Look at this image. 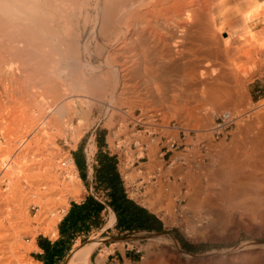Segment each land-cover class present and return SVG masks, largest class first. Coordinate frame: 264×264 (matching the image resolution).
Listing matches in <instances>:
<instances>
[{
	"label": "rangeland",
	"instance_id": "1",
	"mask_svg": "<svg viewBox=\"0 0 264 264\" xmlns=\"http://www.w3.org/2000/svg\"><path fill=\"white\" fill-rule=\"evenodd\" d=\"M16 1L20 2V0H0V66L4 63L5 66L13 67V72H16L15 74L19 77V80L24 82L29 90L21 89L20 91L16 81H10L0 76V232L4 235L8 232H12V228H17L16 230L21 232V238L25 244L29 243L34 238L35 245L26 251L24 248L20 249L10 247L9 245H2L0 247V258H3V261L7 262L13 258L14 254L21 253L25 255H23L26 260L24 264H44L38 256V254L43 253V249L40 248L38 244L39 237H47L52 242H56L61 237L59 229L60 223L68 213L72 202H82L87 195H93L104 207L99 212L95 213V217L90 220L85 229L76 232L72 237L60 243L62 246V255L54 264H68L77 248L86 246L95 241H98V244L94 248L88 264H127V262L129 264L134 261L139 262L143 253H146L149 249L154 250L156 249L155 247H158L157 236L164 238L165 242L162 241V244H165L167 240H171L176 244L178 242L183 250L189 253L201 254L205 259L207 258L208 261L211 258L218 259L222 257L224 255L222 252L223 249H228L230 247L234 248L248 236V239H251L253 234L239 225L237 222L238 216L231 217L233 223L230 221L231 224L230 222L227 224L225 217L219 216L217 210L230 207L231 205H234L231 207L234 210H236V205L237 208L241 210L242 205L245 203L255 206H263L264 204V193L259 197L260 199L256 197L253 198V193H247V195L240 194L239 196L237 195V197L233 196L229 198L225 196L227 191L231 189V184H235L234 186L237 188L239 186V188H246L249 190L257 187V183L249 177L251 174L255 173V169L251 168L253 165L250 167L248 162L250 161L252 163L254 159L260 161L264 165V157L262 156H258L260 158L257 156H237L236 151H229L233 147L237 148L236 144L239 138L242 137L247 141L246 143L249 144L250 147L253 135L257 134L259 131L264 132V121L258 117V115L264 116V113H260L261 110L264 111V65H262L261 59L255 55L247 60L246 63L244 62V72H248L245 76V79L247 78L245 83L247 87L244 85L243 90L235 93V97L233 96L231 102H228L226 106L217 107L207 104L196 107L193 104H187L190 110H182L178 105H174L172 96L170 99H163L161 101L163 104L155 101L153 96H149V93H147L145 85L140 86V92L142 94L144 93L143 96H145L147 100H151L150 102L152 104L149 106H144L136 102L137 104L131 108L130 103L127 102L128 98L125 97V99L122 100L123 103L117 107L111 105L110 100H103L104 103L99 96L87 94L88 99L82 96L83 100L97 105L91 115L90 122L87 123L85 118L78 115L69 126L65 127V132L62 135L51 138V131L49 132L48 130L46 131L47 134L45 135V139H43L45 142L40 140L34 142L30 148H27L22 137L24 134L29 135L30 132L28 131H30V128L28 124H31L32 117H37L38 114L43 113L38 116L39 122H37L39 126H42L40 122L42 118H48L51 114L55 113V110L52 112L49 111L45 100L42 98L43 95H40L34 88L30 87L32 80L29 79L28 74L35 71L34 69L36 68L34 67L37 66V60L41 63H38V65L40 64V67H44L46 62L44 59L47 58L48 52L53 50L56 53V63H58V60L62 61L57 64L60 70L67 72L69 70L67 64H69L71 65L69 67L76 73L80 74L82 71L87 73L86 75L89 77L90 82L94 84L100 82L98 78L101 80L99 76L102 73L109 70L111 71L109 67H104L102 65L106 60L108 49L110 48L109 51H111L112 47L108 46L107 49V36L100 32L103 23L102 7L105 0H99L101 2L99 8L96 4L97 0H81L80 3H76L77 10L74 9L75 15L74 10L68 8V10L70 9L72 11L68 12L67 10L69 15L66 17V20L69 19L70 22L72 21L71 23L69 20L67 22L65 20L64 23L62 22L61 15L65 12L63 15L64 19L65 15H67V8L64 10V8L61 7L62 3L59 5L58 2L55 5L56 8L60 6L61 9L58 10L55 8L54 15L48 13L49 11L44 7L43 1L42 4L39 0H24L25 2L20 3L22 7L21 5L20 7L16 6V3H18ZM17 5H19V3ZM56 10L63 14L59 13V15ZM98 15L99 22L97 30L99 38L97 39L96 33L94 38L93 27ZM59 17L61 19L60 21L58 19ZM33 18L37 21H34ZM5 21L8 24H6ZM9 21L11 22L9 23ZM13 25L14 27L17 26V28H13ZM67 25H70V29ZM262 25H264L263 18L260 19L259 25L256 26L254 30L258 31L262 29ZM109 30L111 31V28ZM20 31L23 32L21 33ZM110 31L107 30V33H110ZM219 36L224 39L227 33L224 31L222 33L220 32ZM11 38L13 39L11 40ZM35 39L36 41H34ZM38 45L40 47H38ZM88 45L91 48L90 51L87 50ZM257 50L258 49L254 52ZM44 56L46 58H44ZM91 56L92 64H89L87 60L91 59ZM43 62L44 64H42ZM10 64L12 66H10ZM210 69H213L212 66H210ZM111 76L112 85L115 86L117 81L116 78H114V73H112ZM177 78L178 65H175V67L170 65L164 69V73L158 81L161 82L162 88L166 91L168 89L169 91ZM115 81L116 83H114ZM10 89H12V91ZM78 90L79 88L76 87L74 92L69 95H64V100L62 99L61 103L72 98L79 99V93L83 92ZM22 91H25V93ZM61 92L63 93V91ZM111 96L110 94L109 97L111 98ZM174 98L176 102H181L182 96L178 94V96ZM115 99L119 100L118 96L114 94L113 100L116 101ZM38 101L40 106L38 105ZM82 109L86 111L88 107L84 106ZM224 110H232L236 114L246 113V116L243 120L240 119L236 126L229 131L231 134L228 138L223 136L222 138L220 137L221 140L219 142H216L215 140L218 138H216L212 132L204 130L210 129L218 114ZM112 114L114 115L112 116ZM254 114H256V117ZM81 118L82 121H80ZM121 121H124V124H121ZM138 121L141 122L138 123ZM142 122L146 124H142ZM260 122L262 123L261 125H259ZM173 124H179L189 128L196 127L198 129L195 134L187 133L185 142L187 144H192V148H187V151H183L181 148L176 149L169 145L172 141H170L169 137H172V139L179 138L178 130L166 127L169 125L172 126ZM149 126H152V128ZM203 137L207 138L209 141L208 153L205 154L199 162L187 160L186 164L182 163L178 156H191L192 152L198 154V144ZM263 140L264 138L260 140L261 143ZM135 143L137 145H135ZM150 144H156V154L154 156L145 154L143 155L145 157H140L143 150L144 152L149 150L151 147ZM101 146L103 150L119 156V171L123 175L126 172L129 173L127 184L143 178L146 183L144 184V188L136 192L129 190L128 196L138 204L157 214L164 224L163 230H124L117 226V220L114 221L113 219V215L116 212L110 205L109 190L101 186L96 174L99 164L97 156L101 150ZM76 153H83L84 156H86V161L89 160L87 161L89 167L84 171V178L79 166L75 165V170L73 169L75 171V180H70L66 162L69 163V160L72 159V156H76ZM169 156H171L170 159H168ZM206 157H208L207 160H205ZM227 161L230 162L228 167L226 166L227 163H229ZM246 163L248 166L246 165L244 167ZM196 165L197 167H195ZM242 166L246 168V170L243 171L244 168ZM240 169L242 171H240ZM258 170H256V172L264 177V169H260V172ZM30 171L33 172L30 173ZM5 172H8L7 175ZM44 172H46V174ZM49 173L55 175L53 178L55 181H46L50 185H42L41 189L43 192H48L47 187L51 185L57 186L58 188L54 192L49 193V197L52 196L53 200L51 204V206H53L52 209L54 213L59 216L56 231L47 235L43 233H36L34 235L32 231L27 229V226H29L28 221L38 212V191H36L37 189L35 190L36 186L34 184L39 180L45 182L44 176L49 175ZM237 178L239 181H237ZM70 181L79 188V194L76 196L72 195L71 192L67 190V185ZM59 184L63 185L60 187ZM140 184L141 186L143 185L142 183ZM98 186H100V189H98ZM151 186H154L156 190H158L157 188L162 189L165 194L170 191L172 192V198L174 199L173 214H166L164 209L157 212L148 206V200L151 198L148 190ZM261 187L264 188V182ZM217 193L219 194L217 195ZM189 194L192 195V197H196L197 202L201 198L199 203V205H201L198 206L199 208H183V205L189 202ZM209 195L212 196V200ZM60 197H64L65 202H59L61 199ZM205 198H207V200ZM166 202L167 201L164 200L163 203ZM222 202H224L226 206L223 207L224 203ZM217 203L220 205L218 204L217 206ZM239 210H237V213L240 212ZM54 213H52L51 216H53ZM247 217L246 215L245 218ZM233 219H236V221ZM221 230L224 231L221 232ZM226 231H228L229 234ZM236 231L238 233H236ZM201 232H203L202 235ZM219 232L224 236L226 234L228 237L231 236L232 239L227 236L224 237ZM225 232L226 234H224ZM230 232L236 234L237 237ZM199 233L200 235L198 236L197 234ZM205 235L208 237H205ZM219 236L222 238H219ZM184 242L190 245L191 247L189 248L191 249L186 247ZM217 250H219V252ZM230 253L231 255H235L236 252Z\"/></svg>",
	"mask_w": 264,
	"mask_h": 264
},
{
	"label": "bare ground",
	"instance_id": "2",
	"mask_svg": "<svg viewBox=\"0 0 264 264\" xmlns=\"http://www.w3.org/2000/svg\"><path fill=\"white\" fill-rule=\"evenodd\" d=\"M40 1L41 3L42 1L44 2L45 5L44 7H46L47 11H49L48 12L49 14L51 13L54 14L56 8L55 5L58 2L59 5L62 3L61 7H63L64 10L67 8L66 9L67 12L68 8H71L72 10L76 9V3L78 2L80 3L81 0H39V2ZM16 2L19 3V5H17L18 3H16V6L20 7L21 5L20 3H23L25 1L20 0V2L19 1ZM100 3L101 2L97 0L96 4L98 8L100 7ZM61 7L57 6L56 9L59 10L61 9ZM58 10L56 11L58 12ZM72 10L69 9L68 12ZM68 12L67 15H65V19L63 16L65 12L64 14L58 12V14L59 13L63 14L61 15V19L63 23L65 22L66 17L69 15ZM74 15H75V10H74ZM102 15H103V23L100 28L101 29L100 32L107 36V49L108 46H111L112 50L109 51L110 48L108 49L106 60L103 62L102 65L104 67H109L111 71L109 70L105 73H102L99 76L101 77V80H99L98 78V81H100L99 83L92 84V82H90L89 77H87L86 75L87 73H85L84 71H82L80 74L76 73L75 71H73V69L69 67L71 66L69 64H67L69 68L67 72L64 70H60L57 64L62 61L58 60L57 61L58 63H56L55 61L56 53L53 50L48 52L47 58L44 56V58H46L44 59L46 60L44 67H40L41 63L38 62L39 60H37V64H36L37 66L34 67L36 68L34 69L35 71L31 73L27 71L29 73L28 74L29 79L32 80V84L31 86L30 85L29 86L34 88V90L40 93V95L41 94L43 95L42 98L45 100L49 111L52 112L53 110H55V113L51 114L48 118L46 117L42 118V120L40 121L42 123L41 124L42 126H39V123L37 124V122H39L38 116L43 113L39 112L40 114H38L37 116L38 119L37 117H32L31 124H28L30 128L29 129L30 131L28 132L30 133L29 135L24 134L22 137V140L26 144L27 148H30V146L34 142H38L40 140L45 139V135L47 134L46 131L48 130L49 132L51 131V138H54L55 136L58 135H62L65 132V127L69 126L70 123L73 122L78 115H80V117L85 118L87 123L90 122L91 115L95 110V107H97V105H95V103H90L88 101L83 100L82 96L88 99L87 94H94L96 96H99L102 102H104L105 100L106 101L110 100L111 101L110 104L117 107L121 105V103H123L122 100L125 99V97L128 98L127 102L130 103L131 108H133L138 102L144 106L145 105L149 106L152 104L150 102L151 100H147L146 97L143 96L144 93L142 94L140 92L141 90L140 86L145 85L147 88V93H149V96H153V99H155V101H158V103L160 104L161 103L163 104V102H161L163 99H170V97L172 96L173 97L172 102L174 103V105H178L179 108L182 110H190L187 107V104H193L196 107L207 104L221 107V106H226L228 102H231V100L233 99L232 97L233 96L235 97L234 95L235 93L239 92L240 90H243V87L247 79V78L245 79V76L248 73L247 71H246L247 73L244 72V64L246 63L247 60L257 55L261 59L262 65H264V25H262L263 26L262 29H259L258 31L254 30V28L259 25L260 19L263 18L264 20V0L263 1L261 0H105L102 7ZM58 19L59 21L61 20L60 17ZM68 20H66V22ZM11 21H9V23ZM34 21L37 20L34 19ZM98 22H99V15L96 21L94 22V27H93L94 38L96 33L97 39L99 38L98 30H97ZM67 26L70 29L69 27L70 25ZM7 28L9 27L7 26ZM13 28H17V26L14 27L13 25ZM110 28L111 31L109 30ZM71 29L73 30L72 27ZM107 30L110 31V33L108 32L109 34L107 33ZM223 31L227 33V36L226 37L224 36L225 37L224 39L221 38L222 37L221 35H220L221 37L219 36L220 32L222 33ZM20 32L22 33L23 31ZM12 39L13 38H11V40ZM34 41H36V39ZM38 47L40 46L38 45ZM90 49L91 48L88 45L87 50L90 51ZM256 49L258 50L254 52ZM87 62L89 64H92L91 63L92 56L91 59L87 60ZM38 63L40 64L38 65ZM42 64H44V62ZM170 65L172 67L178 65V78L172 84V88L169 91L168 89L166 91L164 88H162L161 82L158 80L162 77L164 73V69L169 67ZM10 66L12 65L10 64ZM210 66H212L213 68L212 70L210 69ZM12 69L14 68L5 66L4 63L3 65L1 64L0 76L10 81H16V83H18L17 85L20 88V91L21 89L29 90L28 86H26L24 82L19 80V77H17V75L15 74L16 72H13L14 70ZM112 73H114V78H116L117 81V83L116 81L114 82L116 83L115 86L112 85L113 83L111 76ZM2 82L5 83L4 81ZM76 87L83 92V93H79L80 96L78 97L79 99L72 98V99H68L67 101L65 100L66 102L61 103L63 96L69 95L72 92H74ZM10 90L12 91V89ZM61 91H63V93ZM23 93H25V91ZM110 94L112 95L111 98L109 97ZM114 94L115 96H118L119 100L116 99H115L116 101L113 100ZM178 94L182 96L181 102H176L174 100L175 99L174 97L178 96ZM38 105L40 106V103ZM84 106L88 107L86 111H83L82 109V107ZM260 113H264V111L261 110ZM113 115L114 114H112V116ZM254 115L256 117V114ZM258 117L262 121H264V116L258 115ZM80 121H82V118L80 119ZM121 124H124V121H121ZM261 124L262 123L260 122L259 125ZM149 127L152 128V126ZM193 129L198 130L196 127ZM204 131H208V130H204ZM260 134H258V136H261L263 138L264 134L263 133H262L263 135ZM43 141L45 142V140ZM150 145L151 147L149 148V150L147 152H144L143 150L140 156H143L145 154H147L148 156H154L156 154V144H150ZM186 145H187L186 149L181 148V150L187 151V148L193 147L192 144L190 143L188 144L186 143ZM198 147H199V153L197 154L196 152H192L193 156L194 155L204 156L206 154L205 152L209 150V146H207L206 148H202L200 143L198 144ZM245 153H247V149ZM185 157L188 156H178L179 160L181 161L182 158ZM119 164H120V160H119ZM229 164L230 162L227 163L226 166L228 167ZM248 164L250 167L251 165H253L251 168L255 169V173L251 174V176L249 177H251L253 181L257 183V187H255L252 190H249L246 188H239V186L237 188L234 186L235 184H231L232 185V186L230 185L231 189L227 191V194L225 195L226 197L228 198L233 196L237 197V195L238 196L240 194L247 195V193L248 194L253 193V198L254 197L259 198L263 195L264 188L261 187V185L264 182V177L261 176L260 173H257L256 170L264 169V165L260 161H256L254 159L252 163L249 161ZM246 165L247 163L244 165V167ZM66 166H67V170L69 171L70 180H75L74 179L75 164L73 160L70 159L69 163L66 162ZM244 170H246V168H244L243 171ZM240 171L242 170L240 169ZM32 172L30 171V173ZM7 173L8 172H5L6 175ZM44 173L46 174V172ZM50 173L49 175L44 176L45 182L44 181L41 182L39 180L34 184L36 187L33 185L35 187V190L37 189L36 191H38V196H37L38 212L33 218L31 219L29 218L30 219L28 221L29 226H27V229L32 231L34 235L36 233L49 234L56 231L57 220L59 216L56 213H54V210L52 209L53 206H51V204L53 200H52V196L49 197V193L54 192L58 188L57 186L55 187L54 185H51L47 187L48 192L46 191L43 192V190L41 189L42 185L45 186V184H49L46 181L51 182L52 180H54L53 178L55 177V175L52 174L53 175L52 176ZM124 175L127 178L129 177L128 172H126ZM237 181H239L238 178ZM70 183H68L67 185L68 186L67 190H69L71 194L74 196L78 195L79 188L76 187L73 182L71 184ZM157 189L158 190H156L154 186H151L149 188L148 191L151 198L150 199L148 198L149 199L148 206L153 208L157 212L160 211L161 209H164L166 214L169 215L173 214L174 199L172 198V192L170 191L165 194L162 191V189L159 188ZM218 194L219 193H217V195ZM60 198L61 199L59 202L61 203L65 202L64 197H60ZM196 199H197L196 197H192V195H190L189 202L184 204L183 208H187V207L196 208L200 206L201 204L199 205V203L201 201L200 200L201 198L198 200V202ZM205 199L207 200V198ZM210 199L212 200V196H210ZM164 200H166L167 202L163 203ZM218 204L219 203H217L216 205L218 206ZM224 206H226L225 203L223 204V207ZM232 206L234 205H231L230 207L227 208L224 207L225 209L224 208L222 209L220 208V210L218 209L217 210L218 215L223 216V218L225 217V221L227 222V224L230 221L232 222L231 217L233 218L238 216L237 222L239 223V225L246 231L253 234L252 236L253 238L251 237V239H248L249 237L248 236L245 240H243L239 245L235 246L234 248L230 247L228 249H223L222 252L224 253V255L222 257L218 259L211 258L208 261L207 258L205 259V257L202 256L201 254L189 253L183 250L180 244H178V242L176 244L173 243L171 240L166 239L167 240L166 243L162 244V241L165 242L164 238L157 236L156 238H158L157 240L158 247H155L156 249L154 250L149 249L147 250L146 253H143V255L140 257L141 260L139 262L134 261L129 264H264V204L263 206H255L252 204L250 205L248 203H245L244 205H242L241 210L237 208V205L235 208L236 210L231 208ZM237 210H239L241 213L240 212L237 213ZM52 213H54L53 216H51ZM245 214L248 216L247 217L248 219L245 218L246 216ZM113 217L116 218L115 214ZM233 220L236 221V219ZM12 229H13L12 232H8L4 235H2L0 232V247L2 245H9L10 247H16L20 249L24 248L26 251L35 245L34 238L29 243L25 244L22 241L21 232L17 231L16 230L17 228L16 229L12 228ZM222 231L224 230H221V232ZM221 232L219 233L221 234ZM226 232L229 234L228 231ZM226 232L224 234H226ZM202 233L203 232H201V235ZM236 233L238 232L236 231ZM197 235L199 236L200 233ZM206 236L207 235H205V237ZM225 236H227V234ZM220 237L221 236H219V238ZM228 238H231V236H229ZM97 244L98 241H95L86 246L77 248V250L74 252L73 257L70 259V262L68 264H74V263L88 264L92 252L94 248L97 246ZM217 251L219 252V250ZM230 252H236L237 254L235 253V255H231ZM23 255L24 254L21 253L20 254L17 253L16 255L14 254L13 258L8 260L7 262L3 261V258H0V264H24L26 260L24 259L25 255L24 256Z\"/></svg>",
	"mask_w": 264,
	"mask_h": 264
},
{
	"label": "trees",
	"instance_id": "3",
	"mask_svg": "<svg viewBox=\"0 0 264 264\" xmlns=\"http://www.w3.org/2000/svg\"><path fill=\"white\" fill-rule=\"evenodd\" d=\"M102 146L97 156L99 164L96 174L101 186L109 190L110 205L118 217L117 226L124 230H163L164 224L155 213L129 198L119 171L118 156L103 150ZM75 158L84 177V171L87 168L86 156L83 153H76ZM103 207L104 205L93 195H87L82 202L73 201L68 213L60 223L61 237L56 242H52L47 237H39L38 244L43 249V253L38 254L39 259L44 264H54L62 255L60 243L72 237L76 232L85 229L90 220L95 217V213ZM184 245L188 248L191 247L186 242Z\"/></svg>",
	"mask_w": 264,
	"mask_h": 264
},
{
	"label": "built area",
	"instance_id": "4",
	"mask_svg": "<svg viewBox=\"0 0 264 264\" xmlns=\"http://www.w3.org/2000/svg\"><path fill=\"white\" fill-rule=\"evenodd\" d=\"M245 116H246V113L236 114L232 110L221 111L218 114L213 126L211 127L210 130L208 129V131L212 132V134L217 138H220V137L222 138L223 136L228 137L231 134V133H229V131L232 130L236 126L237 122L240 119L243 120V118ZM139 122H141V121H138V123ZM142 124H146V123L142 122ZM166 127L169 129H176L179 131V138L178 139H172V137H169L170 141L172 140L169 143V145L171 147L176 148V149H178V148L186 149L187 145L185 143V140L187 138V133L189 132V133L195 134L197 131L193 128H189L187 126H182L179 124H173L172 126L169 125ZM199 143H200L202 148H206L207 146H209L208 145L209 141L205 137H203ZM135 145H137V144L135 143ZM140 157H145V156H140ZM203 157L204 156H202V155H194V156L191 155V156L182 158V162L184 164H186L187 160H193L194 162H199ZM118 158H119V156H118ZM119 160H120V158H119ZM121 175H122V179L124 181V185L126 187V191H127L128 195H129V190L136 192V191L142 190L144 188L145 182H144L143 178H140L138 181H134L132 183L127 184L128 178L123 174H121ZM140 183H142L143 185L141 186Z\"/></svg>",
	"mask_w": 264,
	"mask_h": 264
},
{
	"label": "crops",
	"instance_id": "5",
	"mask_svg": "<svg viewBox=\"0 0 264 264\" xmlns=\"http://www.w3.org/2000/svg\"><path fill=\"white\" fill-rule=\"evenodd\" d=\"M261 134H260V133ZM258 133H257V135L255 134V135H253V140H251V146L249 147V144H247L246 142L247 141H245V140H243V138L241 137V138H239L238 140H237V148L236 147H233V148H231L229 151H233V152H235L236 151V155L237 156H264V140H263V145H262V143H261V139H263L264 138V132L263 131H259ZM263 133V134H262ZM258 134H260V135H263V138L261 137V136H258ZM257 137H258V139H259V141H258V139H257ZM259 137H261V138H259ZM228 138V137H227ZM230 139H231V137H230ZM257 139V140H256ZM221 139L220 138H218L217 140H215L216 142H219ZM254 140H255V143H254ZM258 141V142H257ZM254 143V144H253ZM256 144V145H255ZM263 147V148H262ZM234 148H236V149H234ZM262 148V149H261ZM246 149H247V153H245L246 152ZM249 149V150H248ZM251 149V150H250ZM253 150V151H252ZM209 151V150H208ZM208 151H206L205 153L207 154L208 153ZM226 151V150H225ZM249 151H251V152H249ZM262 151V152H261ZM215 153H217V152H215ZM224 153V152H223ZM245 153V154H244ZM171 158V156H169V158L168 159H170ZM72 159H73V161H74V164L77 166L78 164H77V162H76V158H75V156H72ZM208 159V157H206V159L205 160H207ZM87 161H89V160H87ZM87 167H89V163L87 162ZM195 167H197V165L195 166ZM86 170H87V168H86ZM150 210V209H149ZM151 211V210H150ZM152 212V211H151ZM154 213V212H153ZM115 214V217L116 218H114L113 217V219H114V221H116L117 220V222H118V217H117V215H116V213H114ZM157 215V214H156ZM66 216V215H65ZM114 216V215H113ZM45 235H47V234H45ZM93 253V252H92Z\"/></svg>",
	"mask_w": 264,
	"mask_h": 264
}]
</instances>
